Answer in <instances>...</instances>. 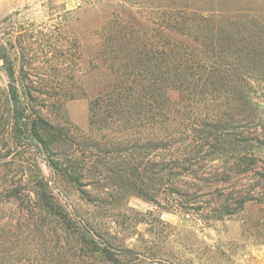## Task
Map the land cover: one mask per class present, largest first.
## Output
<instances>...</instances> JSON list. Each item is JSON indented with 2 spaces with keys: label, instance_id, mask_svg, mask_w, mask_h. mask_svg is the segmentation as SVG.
I'll return each mask as SVG.
<instances>
[{
  "label": "rangeland",
  "instance_id": "rangeland-1",
  "mask_svg": "<svg viewBox=\"0 0 264 264\" xmlns=\"http://www.w3.org/2000/svg\"><path fill=\"white\" fill-rule=\"evenodd\" d=\"M113 19L203 29L182 38L196 68L160 66L129 93L132 128L103 114L119 84L103 56ZM24 45L72 174L34 142L9 149L0 121V264H264V0H0V49L17 62ZM128 132L137 145L105 147Z\"/></svg>",
  "mask_w": 264,
  "mask_h": 264
},
{
  "label": "trees",
  "instance_id": "trees-1",
  "mask_svg": "<svg viewBox=\"0 0 264 264\" xmlns=\"http://www.w3.org/2000/svg\"><path fill=\"white\" fill-rule=\"evenodd\" d=\"M192 20L193 22L189 19H166L165 24H159L152 29V34L142 32L117 19L105 24L103 56L106 57L108 67L114 70L119 84L103 95V114L122 117L115 118V121L119 120V124L122 123V127H135L131 117L136 113L135 101L131 99L132 96L129 93L133 94L137 90V85L146 87L151 84L150 78L154 70L159 69L160 66L166 65L167 69L169 67L174 73L181 69L188 70L191 66L196 68V61L189 62L192 60L190 57L194 60L199 58L197 52L199 49L190 50L182 39L184 35L188 36L192 33L198 37L203 32L202 26L195 23L197 19ZM76 49L79 51L78 46ZM30 50L26 45L22 46L21 56L17 57L16 62L0 49L2 62L0 67L4 68L9 78L7 86L0 89V102L4 107L1 109L0 106V121L3 120L1 124L9 129V134L5 135L12 144L9 149L19 146L21 142H31L33 145L36 144L35 146H41L49 166L66 178L72 174L69 169L71 166L58 156V151L65 146L61 142L65 129L44 118L40 109L35 106L37 105L36 100L43 94V91L38 89L37 81L32 78L34 74L31 71L36 68V65L34 64L35 59L32 60L30 56ZM31 55L36 56L33 53ZM161 57L168 58V60L159 61ZM189 64L192 65L189 66ZM142 75L144 77L139 79ZM63 93L65 98H73L77 95L73 89L64 90ZM41 104L46 105L47 103ZM108 128L110 127L106 129ZM140 139L142 138L128 132L118 137L104 138L103 143L107 149H112L127 144L135 146ZM147 140L161 143L166 138L157 135ZM5 146V144L1 146L0 150L5 149ZM155 146L162 147L161 145L153 147ZM3 156H8V153ZM43 198L49 202V209L54 211V205L47 200V195L44 194Z\"/></svg>",
  "mask_w": 264,
  "mask_h": 264
},
{
  "label": "water",
  "instance_id": "water-1",
  "mask_svg": "<svg viewBox=\"0 0 264 264\" xmlns=\"http://www.w3.org/2000/svg\"><path fill=\"white\" fill-rule=\"evenodd\" d=\"M2 62H1V60H0V64H1Z\"/></svg>",
  "mask_w": 264,
  "mask_h": 264
}]
</instances>
